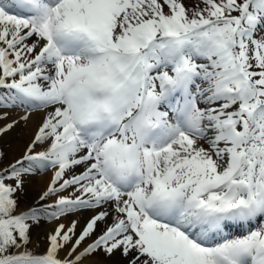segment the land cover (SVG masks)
Wrapping results in <instances>:
<instances>
[{
	"label": "snow or ice",
	"instance_id": "6c2138e0",
	"mask_svg": "<svg viewBox=\"0 0 264 264\" xmlns=\"http://www.w3.org/2000/svg\"><path fill=\"white\" fill-rule=\"evenodd\" d=\"M13 2L0 137L43 118L0 150V264H264V0Z\"/></svg>",
	"mask_w": 264,
	"mask_h": 264
},
{
	"label": "bare ground",
	"instance_id": "6f19581e",
	"mask_svg": "<svg viewBox=\"0 0 264 264\" xmlns=\"http://www.w3.org/2000/svg\"><path fill=\"white\" fill-rule=\"evenodd\" d=\"M0 4L4 5H11L8 9L13 13H17L19 10L15 7L13 0H0ZM23 113L19 109H12L9 110V116L6 121H0V124L10 122L11 120L17 119ZM43 118V112L34 113L33 116L30 118L26 127L22 124H18L13 130L9 131L3 137L8 138L9 140V160H15L19 156H21L27 147L28 143L31 141L33 134L35 133L37 125ZM52 173L46 172L44 174H37L34 176H30L26 178L25 184L28 186L29 189H32L35 192L34 198L31 200V204H27L22 208H26L34 203L35 200L38 199L39 195L46 190L48 186L49 180L51 178ZM31 193V191H30ZM32 195V194H31ZM67 222V221H65ZM50 227H54V224H46V226L37 233L36 237L34 238V245L39 242L45 247V240L46 234ZM64 256V252L60 253V257ZM114 258H119V255L114 256ZM120 259V258H119ZM93 261L99 262V264H104L97 259L91 258Z\"/></svg>",
	"mask_w": 264,
	"mask_h": 264
},
{
	"label": "rangeland",
	"instance_id": "374dc122",
	"mask_svg": "<svg viewBox=\"0 0 264 264\" xmlns=\"http://www.w3.org/2000/svg\"><path fill=\"white\" fill-rule=\"evenodd\" d=\"M183 2L187 5H192L195 3V0H183ZM201 7H203V5L201 4L200 5ZM201 63L205 62V61H199ZM9 139L8 138H5V137H0V150H3L7 155L5 157V161L3 162V164H7L9 160V152H8V148H9ZM205 147H207V145L205 144ZM2 166V165H0ZM31 191V193H30ZM32 194V195H31ZM19 196L20 199H24L25 201L24 202H20V206L21 207H24L26 206L27 204H31V200L34 198V195H35V192L32 190V189H29L28 186L26 184H24V191L22 194L18 193L17 194ZM27 200V201H26ZM46 226V224L42 225L41 227L39 228H36L33 230V233H32V244L30 245V247H34V238L36 237L37 233L40 232L44 227ZM233 231V235H240L242 233L240 232H235ZM44 248H43V245L40 244V247L39 249H37V251H43ZM63 258V257H61ZM93 259H97L98 261L104 263V264H125V261L123 260L122 257L119 256V258H114V257H105L103 255V253H99L97 255H95L94 257H92Z\"/></svg>",
	"mask_w": 264,
	"mask_h": 264
},
{
	"label": "trees",
	"instance_id": "16d2710c",
	"mask_svg": "<svg viewBox=\"0 0 264 264\" xmlns=\"http://www.w3.org/2000/svg\"><path fill=\"white\" fill-rule=\"evenodd\" d=\"M5 161V160H4ZM25 201L24 199L19 198V203ZM30 247V246H29Z\"/></svg>",
	"mask_w": 264,
	"mask_h": 264
}]
</instances>
